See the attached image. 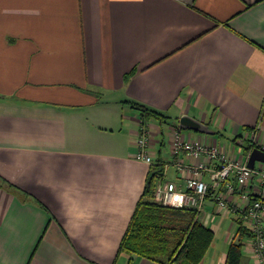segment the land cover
Listing matches in <instances>:
<instances>
[{"label":"crops","instance_id":"0c3cea01","mask_svg":"<svg viewBox=\"0 0 264 264\" xmlns=\"http://www.w3.org/2000/svg\"><path fill=\"white\" fill-rule=\"evenodd\" d=\"M130 101L168 117L145 123L154 161L175 169L165 181L186 190L190 166L218 164L184 153L181 172L175 129L248 162L242 136L264 144V0H0V176L19 187L0 183V264H129L120 244L151 172ZM184 114L213 132L186 133ZM218 191L228 207L211 193L198 211L215 232L201 264H226L245 226V192ZM249 239L241 264H255Z\"/></svg>","mask_w":264,"mask_h":264},{"label":"trees","instance_id":"16d2710c","mask_svg":"<svg viewBox=\"0 0 264 264\" xmlns=\"http://www.w3.org/2000/svg\"><path fill=\"white\" fill-rule=\"evenodd\" d=\"M130 102L141 112L142 123L145 124L149 119L168 121L164 113L138 101ZM244 147L246 152L257 147L262 149L261 145L254 144L251 140H247ZM165 165L166 163L155 161L151 166L143 197L122 238L119 254H129V264H132L136 256L163 264H201L214 241L215 232L201 222L196 209L172 207L154 199L158 174L164 176ZM0 183L12 192L19 190L14 183L1 176ZM238 230V239L230 246L226 264H241L244 238L252 235L245 226L241 225Z\"/></svg>","mask_w":264,"mask_h":264},{"label":"built area","instance_id":"2783aa9c","mask_svg":"<svg viewBox=\"0 0 264 264\" xmlns=\"http://www.w3.org/2000/svg\"><path fill=\"white\" fill-rule=\"evenodd\" d=\"M141 133L138 141L140 147L135 154V158L144 161L151 166L154 164V155L150 150V134L141 122ZM242 140H251L254 144L261 145L264 150V144L257 140L255 131L242 136ZM174 153L177 156L178 169L183 172L187 167L182 155L186 153L189 157L197 158L202 155H207L212 160L217 159L216 166H210L204 162L190 166L193 176L188 179L187 189L183 190L180 186L169 183L164 180L166 174L165 165L164 176L158 174L156 184L155 197L157 202L169 205L172 207L193 208L200 211L204 200L211 193L216 194V200L220 208L228 207V197L218 189L222 183H226L229 191H235L237 186L245 193L243 195L247 199V206L241 210V215L245 227L252 233L249 243L252 245V252L255 259V264H264V165L256 163L254 168L248 165V162L241 158H230L225 152L219 148L208 146L205 143L191 142L185 139V136L180 129L174 130L173 141ZM205 172H209L211 182L206 181L202 176ZM234 176L236 183L230 179ZM258 178V188L254 193L253 198L249 196L251 181Z\"/></svg>","mask_w":264,"mask_h":264},{"label":"water","instance_id":"95a60500","mask_svg":"<svg viewBox=\"0 0 264 264\" xmlns=\"http://www.w3.org/2000/svg\"><path fill=\"white\" fill-rule=\"evenodd\" d=\"M179 126L182 129H192V130L200 131L203 133L213 132L207 124L203 123L202 121L188 114H184L180 117ZM256 162L264 163V150L258 147L254 148L251 151L250 157L248 159V165L251 168H254L256 165Z\"/></svg>","mask_w":264,"mask_h":264},{"label":"rangeland","instance_id":"374dc122","mask_svg":"<svg viewBox=\"0 0 264 264\" xmlns=\"http://www.w3.org/2000/svg\"><path fill=\"white\" fill-rule=\"evenodd\" d=\"M156 125H157V127H160V124H159V123H157ZM163 127H164L163 130L165 131V135L160 134V135H159V138H161V139H162L163 137L166 138L167 143H166V145H165V147H164V152H165V153H164V156L168 157V158L170 159V161H171V160H173V158H172V156L169 154L170 131H169L167 125L164 124ZM183 130H184L186 133L188 132V131H187L188 129H183ZM223 139H224L225 143H228V144L231 143L230 135H226ZM224 141H223V142H224ZM260 163H261V162H258V165H260ZM263 165H264V163H263ZM168 167H170V168H169V175H170V177H171V176H174V174H175V169H174V167L172 166V164H169ZM233 217H234L233 215H230L229 218H228V219H230V222H231V223H233V221H232ZM227 227H228V224L225 225L224 229L227 228ZM226 232H227V230H224V233H226ZM232 232H234V229H232ZM219 238H220V243H221V240H223V239H221V234L219 235ZM243 250H244V249H243Z\"/></svg>","mask_w":264,"mask_h":264}]
</instances>
